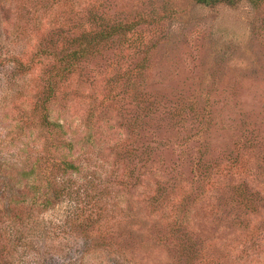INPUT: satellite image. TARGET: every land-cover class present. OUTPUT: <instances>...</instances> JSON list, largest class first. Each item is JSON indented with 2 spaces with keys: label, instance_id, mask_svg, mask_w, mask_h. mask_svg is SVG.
Returning <instances> with one entry per match:
<instances>
[{
  "label": "rangeland",
  "instance_id": "rangeland-1",
  "mask_svg": "<svg viewBox=\"0 0 264 264\" xmlns=\"http://www.w3.org/2000/svg\"><path fill=\"white\" fill-rule=\"evenodd\" d=\"M5 51L19 264H264V0H0Z\"/></svg>",
  "mask_w": 264,
  "mask_h": 264
},
{
  "label": "trees",
  "instance_id": "trees-1",
  "mask_svg": "<svg viewBox=\"0 0 264 264\" xmlns=\"http://www.w3.org/2000/svg\"><path fill=\"white\" fill-rule=\"evenodd\" d=\"M200 4L203 5H207V6H211V5H217L220 3H228V4H234L240 0H197ZM258 1V0H255ZM119 32V27L114 28L111 32L109 33H102L99 35H96L95 38H92L90 40V43L86 44V47L84 49H81L79 51H75L71 57H70V61L67 63L66 65V69H71L74 64L78 61L83 59L84 57H86L89 53V49L91 50L92 47L97 48L99 45H101V43H103L104 41L109 40L111 37H113V35H115L116 33ZM22 65L23 62L21 60V58H19V56H17L16 54L11 55V53L9 51H5L4 52V56L1 57L0 60V74L3 75V78L6 79V81L8 80H12L14 78V80H16L19 76V73L22 71ZM46 103V100H45ZM45 103L43 104L44 107V114H43V121L41 123V125L45 128H48L50 130H55L57 135H60L61 133V125L58 123H55L52 121L51 116H50V111L47 110V108H45ZM24 130V129H23ZM26 131V130H25ZM60 132V133H59ZM25 133V132H24ZM61 136V135H60ZM54 139V141H58V139H56V137H52V140ZM65 141V146L68 143L67 140ZM4 141L2 139H0V200H4L9 208V212L11 211V213H13L14 216H12L14 218V220L10 219L9 221H5L4 223H6V225L3 226V222L0 219V264H19V257H23L22 254L23 252L20 251V246L23 244V242H26L25 237H19V235L22 232V230H19L16 225L14 224V222H16V220L19 219V215H15L14 212L17 210H14L15 207L12 208V204L17 200L18 195L20 194L21 191H19L16 188V185L14 183H12V180L10 179L9 174L6 173L5 168L9 165V162L13 161L14 163H16L14 161V159L16 158V156L14 154H12V156L9 157H3L2 153L3 150L6 149L4 146ZM71 146V147H69ZM69 146L67 148L69 149H73L72 144H69ZM63 157V161L61 164H54L53 167L56 166L57 169L62 170L60 168L63 167L64 173H68V170L71 168H75L74 163H70L69 160H67V158ZM40 161V160H39ZM35 170L36 168L34 167L30 172V181H33V188L35 190H39L40 186L37 187L36 186V182L37 179L35 178ZM34 177V180H33ZM48 179V178H46ZM45 179V180H46ZM27 184V182L25 184H23V186H25ZM52 184V182L50 181L48 183V185L50 186ZM46 186V185H45ZM26 187H24V189H26ZM49 190V189H48ZM22 194L24 193V191L21 192ZM47 193V192H46ZM44 193L43 194V198H45L46 195H48L49 193ZM54 193V192H53ZM60 193L63 192H56L55 195H60ZM23 224V223H22ZM25 224H23L24 226ZM37 227L35 228H31L29 230L34 231L35 233ZM19 237V238H18ZM26 260V258H25ZM24 260V262H25ZM24 262H21L24 264ZM35 264H41V262L38 260L34 261ZM32 263V264H34Z\"/></svg>",
  "mask_w": 264,
  "mask_h": 264
}]
</instances>
